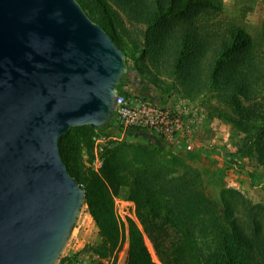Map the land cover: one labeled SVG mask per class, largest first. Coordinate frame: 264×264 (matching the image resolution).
Returning <instances> with one entry per match:
<instances>
[{
    "label": "trees",
    "instance_id": "1",
    "mask_svg": "<svg viewBox=\"0 0 264 264\" xmlns=\"http://www.w3.org/2000/svg\"><path fill=\"white\" fill-rule=\"evenodd\" d=\"M78 1L121 49L115 26H123L120 12L148 24L142 52L152 67L149 71H155V77L174 76L187 97L211 93L219 102L236 104L242 114L236 123L245 135L238 155L255 158L264 167V42L223 16V0ZM123 83L131 84L127 72L120 86ZM242 99L256 104L246 107ZM112 121L99 128L76 126L60 138L63 160L86 189V206L99 228L102 240L92 247L95 253L107 257L124 239L114 188L127 187L162 264H264V204L253 203L241 190L222 186L213 197L208 178L192 166L172 178L140 170L127 160L124 146L108 153L100 171L86 168L83 151L92 154L93 135ZM129 136L159 148L166 145L148 130L134 129ZM169 153L184 160L173 149ZM129 230L124 262L158 264L143 230L133 221ZM201 239L208 246L213 243L212 250H203Z\"/></svg>",
    "mask_w": 264,
    "mask_h": 264
},
{
    "label": "water",
    "instance_id": "2",
    "mask_svg": "<svg viewBox=\"0 0 264 264\" xmlns=\"http://www.w3.org/2000/svg\"><path fill=\"white\" fill-rule=\"evenodd\" d=\"M126 71L78 0H0V264H59L86 205L60 138L108 124Z\"/></svg>",
    "mask_w": 264,
    "mask_h": 264
},
{
    "label": "rangeland",
    "instance_id": "3",
    "mask_svg": "<svg viewBox=\"0 0 264 264\" xmlns=\"http://www.w3.org/2000/svg\"><path fill=\"white\" fill-rule=\"evenodd\" d=\"M114 9L118 10L116 6ZM120 14L123 26H120L118 22L115 23L119 33L117 40L125 52L127 78L131 84L123 83L118 86V90L131 92L132 96L138 94L161 102L166 101L167 97L175 92L183 93L180 83L174 76L158 75L155 77L156 72L149 71V68L152 67L142 52L145 41L144 33L148 24L131 20L122 12ZM223 16L231 18L244 27L257 42H264V0H223ZM108 21L112 22L109 17ZM191 99L196 100L197 104L204 109L203 124L192 126L191 129L192 150H178L166 144L162 138L160 140L166 144L164 148L156 147L144 139H132L127 143L115 139L110 143L114 146L111 150L124 146L127 160L135 167L140 170L159 171L169 178L182 176L189 166L197 167L208 178L213 197L217 198L219 188L225 186L241 190L253 203L264 204V167L259 165L255 158L238 155V147L245 135L236 123L242 118L237 105L219 102L211 93L191 97ZM242 104L250 107L256 102L242 99ZM224 113L228 116H224ZM110 133L114 137L118 135L116 130H111ZM170 149L183 155L184 160H175L169 153ZM111 150L103 153L104 162ZM83 161L86 168L97 171L95 169L98 167L95 144L91 155L85 150L83 151ZM114 191L117 214L128 229L123 240L127 236L130 238L131 221L135 222L145 234L146 243L153 259H156L158 264H162L151 239L144 231L137 216L136 204L128 198L129 188H114ZM72 233V240L70 244L68 243L65 252L75 251L78 255L82 254L97 262L96 256L99 254L95 253L92 247L100 243L102 238L86 205L78 220V225L76 224ZM205 242V239H201L200 244L203 250L209 252L212 250L210 246L213 243L208 246ZM122 247L120 244L114 253L104 258L110 263L117 262L122 258V263H124L126 248Z\"/></svg>",
    "mask_w": 264,
    "mask_h": 264
},
{
    "label": "built area",
    "instance_id": "4",
    "mask_svg": "<svg viewBox=\"0 0 264 264\" xmlns=\"http://www.w3.org/2000/svg\"><path fill=\"white\" fill-rule=\"evenodd\" d=\"M203 111L204 109L197 104L196 100L179 92L171 94L166 101L161 102L139 95H128L124 90L118 91L117 109L113 115L112 124L92 137L95 144L96 163H98L95 169L98 171L103 166V153L114 147L110 144L111 141L115 139L131 141L133 138L129 136V132L134 129L148 130L178 150H192L191 129L192 126L203 124ZM111 130L117 131V137L110 133ZM126 227L125 233L127 234ZM121 244L123 249L126 248L124 251L127 252L128 259L130 248L128 236L122 240ZM96 259L97 262L92 261L82 254L78 255L75 251L65 252L59 264H123L122 258L111 263L100 255H97ZM127 259L124 264H127Z\"/></svg>",
    "mask_w": 264,
    "mask_h": 264
},
{
    "label": "bare ground",
    "instance_id": "5",
    "mask_svg": "<svg viewBox=\"0 0 264 264\" xmlns=\"http://www.w3.org/2000/svg\"><path fill=\"white\" fill-rule=\"evenodd\" d=\"M134 204V203H133Z\"/></svg>",
    "mask_w": 264,
    "mask_h": 264
}]
</instances>
